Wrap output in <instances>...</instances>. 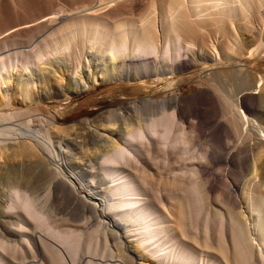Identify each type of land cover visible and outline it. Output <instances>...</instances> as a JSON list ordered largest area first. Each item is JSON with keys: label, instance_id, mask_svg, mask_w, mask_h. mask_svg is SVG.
<instances>
[{"label": "bare ground", "instance_id": "obj_1", "mask_svg": "<svg viewBox=\"0 0 264 264\" xmlns=\"http://www.w3.org/2000/svg\"><path fill=\"white\" fill-rule=\"evenodd\" d=\"M96 1L66 11L56 0H0V86L14 79L26 101H32L31 90L45 81L42 65L65 61L73 77L69 89L89 90L117 73L118 78L140 80L146 91L158 89L161 98L141 101L150 110L144 122L133 123L142 118L135 102L125 107L132 114L122 113L119 126V113L113 110L106 124L67 138L66 147L76 151L69 156L79 155L78 161L99 137L104 140L97 148L98 172L72 169L68 182L51 167L73 162L65 155L64 141L56 146L53 140V128L54 137L72 136L68 127L47 119L39 128H20L13 122L22 111L0 109V159L9 155L4 145L10 141L19 148L10 152L14 159L38 152L22 179L21 169L4 166L13 171V181L9 192H0V264H264V172L258 180L223 172L213 178L205 154L197 153L199 145L191 146L196 135H205V128L217 121V112L204 107L218 103L211 87L219 103L230 106L223 84L236 82L237 106L247 113L256 110L255 69L242 60L264 57V0H164L161 11L152 7L139 18L121 17L124 10L117 0ZM106 6L116 10L117 19L103 13ZM28 13L35 18L29 20ZM31 23L38 28L27 39L12 38ZM12 28L17 32L9 36ZM89 55L105 65L98 80L93 78L98 72L90 73L89 81L78 76L82 65H89ZM198 64L204 72L200 89L187 97L174 79ZM151 76L155 79L148 81ZM233 120L239 131L247 126L242 117V124ZM100 126L105 132L100 133ZM106 132L114 134L111 142ZM259 134L264 142V129ZM211 155L207 153L214 165L235 163L232 154ZM173 160L182 165H172ZM154 166L163 170L156 178ZM5 170L0 169L1 185ZM69 201L71 212L65 214Z\"/></svg>", "mask_w": 264, "mask_h": 264}, {"label": "rangeland", "instance_id": "obj_2", "mask_svg": "<svg viewBox=\"0 0 264 264\" xmlns=\"http://www.w3.org/2000/svg\"><path fill=\"white\" fill-rule=\"evenodd\" d=\"M56 1L58 2V4H60L61 7L63 6V9L66 11H70V9L73 10L72 7L74 8V10L77 8L82 9L83 7L81 4H83V6L86 7L89 6L90 4H95L98 2L96 0H56ZM117 1H118L117 4L119 3L122 10H124L122 11V13L123 14L125 13V15L123 14L121 15L119 14L120 12L117 11L118 17H120L121 15V17L130 16L134 18H139L141 17L142 14L146 13L148 10L153 9L152 7H154V9L158 11H161L162 6H164L163 4H165L164 0H157V1L156 0L155 1L154 0H117ZM151 1L152 2L154 1L156 5L152 6ZM166 1L171 2V0H166ZM106 7L103 8L104 9L102 10L103 13H107V15L109 13L110 14L109 17L113 18L116 15L115 13L116 10L114 9L113 12L112 11L113 9L111 7L109 8ZM34 11L35 13H37L36 15L39 14L38 10L37 11L34 10ZM29 12H31V10H29ZM29 15L30 13H28L29 20L34 19L35 18L34 16H36L34 15L33 16L34 18H31ZM12 24L14 25V23ZM37 28H38V24L31 23L30 27L16 34L12 38L27 39L31 35V33L34 32ZM15 32H17V30H14L12 28V30H10L6 34L12 36ZM262 37H264V29H263ZM3 38L4 35H0V41ZM88 51L90 53L94 52L93 50L90 49H88ZM88 58H89V65L86 64L82 65L80 69V73L78 75L80 78H83L84 80L87 81H89L90 79L89 78L90 73H92V75L93 74L95 75L97 74V72L99 73L101 69H104L105 66L102 65V61L96 60V58H92L91 55H89ZM258 58L259 57L256 58L257 59L256 61H251V62L242 60L243 65L249 64L250 66H253V68L255 69L254 74L256 77H254V82L256 83V85L253 92L256 93L257 108L256 110H254V112L247 113L246 111H244L242 107L237 106V99L239 92L236 86L237 85L236 82L230 81V82H226V85L225 83L223 84L224 89L227 87L225 89V95L227 96V98L229 97L228 99L231 100V101L229 100L232 103V105L230 104V106H227L229 104L225 106L223 102L222 104L219 103L218 101L219 95H217L218 93H216L214 88L212 87L210 88L212 94L217 98L218 103H215L213 105L211 104L205 105L204 107H208L209 109H212L217 112V119H216L217 121L215 122V124L213 123L209 125L207 128H205L206 130L205 135L203 134L196 135L195 138L197 137L196 138L197 141L196 140L195 141L198 144L193 143L192 141L191 146L192 149H197V145H199V149H197V153L205 154L206 157L205 160L208 159L206 163L208 166L207 172L213 175L212 176L213 178L215 177L216 174L223 172L228 174L229 173L234 174L232 176L235 179H243L245 181L247 177L255 176L256 178L257 176L258 178H256V180H258L259 178H261L262 172H264V170L260 168V165L264 162V142L262 141V137H260L259 134L260 130L264 129V57L262 58L260 57L261 59ZM98 65L99 67L97 69ZM230 67L231 66H227L228 69ZM42 68L44 69L43 74L45 76V81L38 82L35 88L33 87V89L31 90L32 92L31 96H33L32 101L30 100L26 101V97L23 96L22 92L16 87V81L12 79V82L10 84H3L2 86H0V109L7 108L10 111H15V110L22 111L23 114L20 117H17V119L14 120L13 122L14 124L17 123L20 126V128L23 127L27 128V126H33L35 128L36 127L39 128L40 126H42V123H45L44 120L47 119H52L59 127H66V128L68 127V131L73 134L72 136H68L67 134V136L62 139V137L65 134L58 133L61 135V138L59 137L60 135L59 136L56 135V137H54L55 136L54 133L57 132L56 131L57 129L53 128L55 129V130L52 129V131H54L53 140L56 146H58V144L64 141L62 142L61 145L63 148H65V151L66 150L68 151L67 153L65 152V155L67 158H69V160H73V162L69 167L62 165L60 167V165L57 163L51 164L52 165L51 167L59 171V174L61 172L60 176L63 175L62 177H64L67 180V182L69 181L68 178L69 171L72 169L82 170V168H87V170L89 171L98 172L97 167L99 165L100 160L97 156H99L101 152L97 150V148L98 145H101L104 142V140H102V138L99 137L98 138L99 143L95 146V148L93 146H90L89 149H85L87 152L85 151V154L82 155V158H79L80 160H82V161L79 160L80 161L79 162L78 159L76 158L79 155L77 156L71 155L72 157L69 156V154H73L76 151H73V149L66 147V144L68 145L67 138L82 136V134L85 133L84 131L94 129L95 125H99L100 123H103V125L106 124L107 121L106 117L109 116L111 111L113 110L114 112H117L115 114L119 113V117H117V121L119 120L117 122V125L119 126V123L121 124V120H122L120 116L124 115L122 113H125V115H127L128 113L125 107L133 106V103L135 102L136 104L140 105L139 110L142 112L140 114L142 118L133 121V123L137 121L140 122V120L144 122V120L149 118L150 115L148 114L149 109L148 107H146V105L141 107V105H143L141 101L146 98L152 100L153 99L160 100L161 98L160 96L161 92L157 91L158 89L157 90L152 89L150 91H146L144 90L145 86L141 84L140 80L133 79L131 80L132 81L131 82L126 80L125 78H118L117 73H113L112 79L110 80L105 79V81H102V79L98 80V76L99 77L102 76V73H99L98 75H95L96 77H93V78H97V80L99 81L97 85L94 86L93 88L85 91H82L80 89L72 90L69 89V86L73 77L71 75L72 73L69 71L70 66L68 63H66L65 61H62L61 64L56 62L46 63L42 65ZM203 73L204 72H203L202 64L191 65L187 69L179 71L174 80L179 85L180 92L184 93V95H186L187 97H193L200 89L199 82L202 76L204 75ZM147 79L148 81H152L153 79H155V77L151 76ZM180 79L182 80L180 81ZM75 83L76 81H73V84ZM165 85H166L165 83L161 84L159 85L158 88H162ZM7 95H9L10 101ZM8 102H10V105L6 106V103ZM127 102L130 103H128L127 105ZM155 110L156 111L152 110L154 115H156V113L158 114V110L157 109ZM130 114H132V112H130ZM130 114L128 113V115ZM241 117L242 120L245 119L247 121L248 127L245 126L241 129L242 131H239L234 126L233 118H236L235 120L236 123L242 124ZM192 121L194 123L193 119ZM25 122L27 123L25 124ZM118 126H116L114 129L116 130ZM69 129H71V131ZM97 129H99L100 133L105 132V128L102 126L98 127ZM243 131L244 132L246 131L245 135ZM249 135H254V136L250 137ZM104 137L108 142L109 141L111 142L112 139L114 138V134L106 132L104 133ZM14 144L15 141H10V143L4 145V147H7L6 148L7 154H9L7 157L9 159L7 157H3L0 159V169L5 170L4 169L5 165L6 167L8 166V164L13 165L17 168V170L18 168L21 169L18 171H20L19 174H21L20 177L22 179V177L27 176L25 170L28 168L29 164L35 162L36 155L38 154V152L36 153V151H33L32 154H29L24 158H20L17 156L16 159H14L10 155V152L15 151L16 154L19 151V148L17 146H14ZM55 153H59L58 148L57 151L55 148ZM207 153L208 155L212 154L213 158L215 156L224 158L228 156V154L229 155L232 154L235 157V163L233 165L230 164L214 165L211 163L210 156L207 157ZM60 157H62V155H60ZM12 158L14 160H12ZM6 159L9 161L6 162ZM44 159L45 158L42 156V160ZM208 161L210 162V164L208 163ZM177 164L182 165L181 162H177L176 160L172 161V165H177ZM184 166L185 165H183V167ZM221 168L223 169V171L220 170ZM31 170H32L31 171L32 176L35 177L37 172L39 171V167L38 166H36L35 168L32 167ZM158 171H163V170L162 169L158 170V168L154 166L151 171L152 176L154 178H156ZM10 172L13 171L9 170L6 172L5 170L3 172V174L5 173L4 176L5 183L3 185H1L0 183V192L1 191L9 192V189L11 188L10 184L13 181L12 179H10V177L12 176ZM164 172L165 174L170 173L168 171H164ZM86 179L90 180L91 177H87ZM95 179L98 180V178ZM98 182L100 181L98 180ZM102 182L103 181H101V183ZM216 182L219 185L221 184L220 179H218ZM101 185H103L102 187H104V183ZM241 192H242V188L239 191V197L242 200V195H240ZM71 208L72 205L69 201V203H66L64 207L65 214L71 212ZM79 222L82 223L84 221L83 220L77 221V223ZM13 239H16L18 242L21 241L18 236L13 237ZM29 260H32V258H29ZM144 262L146 263L145 260H143V263ZM137 263L141 264L139 261ZM149 263L153 264L150 260Z\"/></svg>", "mask_w": 264, "mask_h": 264}]
</instances>
